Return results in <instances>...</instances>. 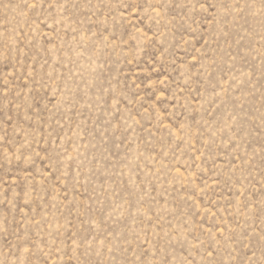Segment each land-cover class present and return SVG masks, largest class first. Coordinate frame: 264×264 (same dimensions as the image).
Listing matches in <instances>:
<instances>
[{
  "label": "rangeland",
  "instance_id": "1",
  "mask_svg": "<svg viewBox=\"0 0 264 264\" xmlns=\"http://www.w3.org/2000/svg\"><path fill=\"white\" fill-rule=\"evenodd\" d=\"M0 264H264V0H0Z\"/></svg>",
  "mask_w": 264,
  "mask_h": 264
}]
</instances>
